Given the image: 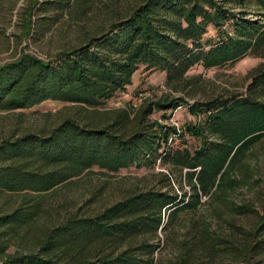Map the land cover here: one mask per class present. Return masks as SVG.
Segmentation results:
<instances>
[{"label":"trees","instance_id":"16d2710c","mask_svg":"<svg viewBox=\"0 0 264 264\" xmlns=\"http://www.w3.org/2000/svg\"><path fill=\"white\" fill-rule=\"evenodd\" d=\"M226 1L105 0L98 10L92 0L30 1L24 33L36 5L83 16V32L48 59L21 48L0 64V111L21 116L45 100L76 110L0 138V264H166L161 233L173 249L167 264L264 261V201L256 210L229 193L237 184L231 171L264 137V68L253 70L242 93L193 102L167 93L105 108L141 67L165 72L169 88L188 92L200 79L187 74L194 66L264 56V0H235L238 11ZM181 106L194 118L182 130L164 122ZM129 167L151 171V184L101 210L38 223L53 208L47 193L94 168ZM203 196L224 225L194 216ZM184 213L189 218L178 221ZM250 214L256 221L248 228L235 221Z\"/></svg>","mask_w":264,"mask_h":264},{"label":"rangeland","instance_id":"374dc122","mask_svg":"<svg viewBox=\"0 0 264 264\" xmlns=\"http://www.w3.org/2000/svg\"><path fill=\"white\" fill-rule=\"evenodd\" d=\"M30 1H0V64L14 58L21 48L30 54L48 59L62 47L70 45L75 35L83 32L81 31L83 30V16L78 17V15L66 12L56 13L54 9L45 10L36 5L31 11V32L29 34L24 33L21 18L30 5ZM104 3L105 0H92V7L96 9ZM226 4L234 6L236 11L239 10L235 0H227ZM100 20L101 17H96L93 22L99 23ZM212 33L210 32V34ZM257 67L264 68V56L250 54L233 64L211 69H204L200 65L194 66L187 74L200 76V79L194 86L188 88L190 93L185 90L175 91L169 88L165 84V72L147 71L141 67L135 71L132 82L125 91L117 93L105 104V108L124 105L128 101H131L132 106H136L143 96L159 98L167 93L175 97H183L189 102H193L196 98L242 93L251 79L253 70ZM75 110L71 108L70 103L45 100L25 109L21 116L18 112L0 111V138L12 131L17 133L18 129L50 126ZM166 113L169 114V119L164 122L174 124L180 130L184 128L186 123L194 120L185 106L177 107L173 111L168 109ZM161 114L162 112H155L153 118L160 120ZM186 138L193 143V138L188 135ZM250 150L242 161L243 167L237 166L231 171L230 176L236 180L237 184L229 193L231 200L235 203H248L256 210H260L264 201V137ZM164 169V167H156L154 171ZM150 175L151 171L143 168L129 167L110 174L102 173V171L94 168L91 173L80 175L69 183L47 193L44 200L53 208L50 209L49 214H44L39 218L38 223H56L63 216L69 214L83 215L101 210L119 200L129 190L146 185L150 182ZM177 186L175 183V187ZM183 187L186 190L189 189L187 184H184ZM201 202L202 204L198 211H195L194 216L206 217L210 223H222L224 225V222L217 220L218 216L212 208L213 202L210 201L209 196H203ZM188 216L190 215L180 214L178 221L189 218ZM235 221L248 228L256 221V217L254 214H250L244 218L235 217ZM160 235L162 244H164L161 249V258L167 264L172 258L173 249L165 244V234L161 233ZM261 262V264L264 263V261Z\"/></svg>","mask_w":264,"mask_h":264}]
</instances>
